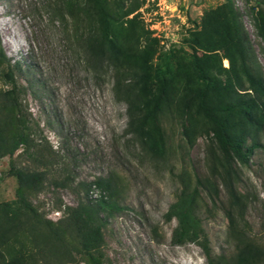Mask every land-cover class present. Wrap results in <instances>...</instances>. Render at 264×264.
Instances as JSON below:
<instances>
[{"label": "rangeland", "instance_id": "1", "mask_svg": "<svg viewBox=\"0 0 264 264\" xmlns=\"http://www.w3.org/2000/svg\"><path fill=\"white\" fill-rule=\"evenodd\" d=\"M108 1L119 14L138 6L126 17L137 15L138 21L127 23L125 29L127 46L138 50V63L142 58L149 73L156 74L167 65L172 69L157 76L155 92L145 79L137 84L167 99L160 109V104L150 106L155 118L148 114L146 128L163 140L166 155L154 157L146 151L130 123L127 103L117 96L113 69L96 70L84 61L63 25L51 16L49 0H0V41L12 62L20 63L17 78L25 88L23 101L34 138L30 151L18 150L15 160L47 172L43 189L30 192L29 198L44 217L57 222L64 218L66 206L104 196L108 202L102 212V230L108 264H208L201 246L172 244L177 220L168 221L165 214L179 190L177 173L184 169L193 181L195 175L210 178L219 186L223 203L230 201L222 168L213 170V152L220 154L213 124L199 114L197 99L186 107L201 86L185 39L203 29L206 11L224 12L227 0ZM232 2L246 34L245 61L264 81V37L259 30L264 0ZM134 33L141 38L136 40ZM199 55L212 72H228L230 60L223 51L201 48ZM244 81L248 86V80ZM6 87L0 80V89ZM221 98L218 88L211 106L217 107ZM140 113L136 123L147 115ZM222 115L233 130L241 127L233 112L226 110ZM254 139L264 144V125L259 132L250 131L246 143ZM10 160L8 156L0 159V203L16 199L18 183L9 175ZM234 168L238 192L254 195L246 217L258 232L264 208V148L255 149L248 165L238 162ZM203 195L210 246L214 254H231L235 247L221 202L213 204L206 190Z\"/></svg>", "mask_w": 264, "mask_h": 264}, {"label": "trees", "instance_id": "2", "mask_svg": "<svg viewBox=\"0 0 264 264\" xmlns=\"http://www.w3.org/2000/svg\"><path fill=\"white\" fill-rule=\"evenodd\" d=\"M137 8L119 14L113 12L108 0H49V9L54 14L51 16L63 25L84 61L96 70L113 69L117 96L127 103L130 123L135 125L134 131L141 136L146 151L154 157H164L166 147L163 140L146 128L149 115H154L149 111L150 106L160 104V109L167 99L158 93H148L146 86L141 84L138 88L137 84L145 79L149 90L155 92L157 78L172 69L167 65L156 72L157 75L149 73L150 69L142 58L138 63V50L127 46L126 25L136 23L138 16L126 17ZM237 15L232 0H227L224 12L206 11L203 29L191 32L185 39L192 49V71L201 86L187 101L186 107L197 99L199 114L213 124V140L220 151V154L213 152V170L219 166L222 168L221 175L230 201L223 203L219 186L210 178L195 175L193 181L191 174L184 169L177 173L179 190L165 218L177 220L172 244L195 243L201 246L208 264H264V208L259 231H253L246 213L254 195L240 194L234 183V164L248 165L255 149L264 148V144L256 139L249 145L246 143L248 133L259 132L264 125V100L259 103L264 98V81L245 61L246 34ZM259 30L264 37V17ZM134 37L137 40L141 35L134 33ZM201 48L223 51L230 60L228 72H212L208 62L199 55ZM19 69L20 63L12 62L0 41V80L8 86L0 89V159L10 157L9 175L18 183L15 201L0 203V264H108L102 230V212L108 202L104 196L96 201L90 199L76 206H66L64 218L57 222L44 217L29 198L30 192L43 189L47 172L33 170L15 160L18 150L29 152L34 145L23 101L25 88L17 78ZM244 80H248V86ZM218 88L222 91L220 107L213 108L212 96ZM252 91L255 95L251 94ZM244 94L248 97L245 98ZM223 104L228 105L223 109ZM226 110L235 114L241 127L233 130L222 115ZM142 111L147 115L136 123ZM185 132L188 134L189 128ZM101 182L110 185L107 179H101ZM203 190L208 192L213 204L221 202L235 247L231 254H214L210 246L204 226ZM18 248L20 253L16 254Z\"/></svg>", "mask_w": 264, "mask_h": 264}]
</instances>
